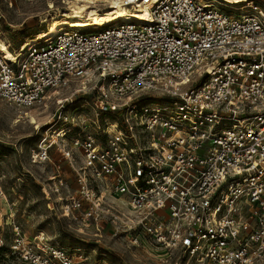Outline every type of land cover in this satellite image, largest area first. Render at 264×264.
Returning <instances> with one entry per match:
<instances>
[{
  "label": "built area",
  "instance_id": "obj_1",
  "mask_svg": "<svg viewBox=\"0 0 264 264\" xmlns=\"http://www.w3.org/2000/svg\"><path fill=\"white\" fill-rule=\"evenodd\" d=\"M12 1L0 0V39L14 54L0 45V99L46 106L71 85L92 95L58 105L38 152L49 159L55 147L75 172L66 215L97 233L108 221L114 237L181 250L191 264H264V10L255 0H119L146 6L148 19L67 27L25 49L1 30ZM23 1L43 2L46 14L70 2ZM14 230L9 246L0 233L3 263L109 264L86 246L27 245Z\"/></svg>",
  "mask_w": 264,
  "mask_h": 264
},
{
  "label": "rangeland",
  "instance_id": "obj_2",
  "mask_svg": "<svg viewBox=\"0 0 264 264\" xmlns=\"http://www.w3.org/2000/svg\"><path fill=\"white\" fill-rule=\"evenodd\" d=\"M12 2V6L2 5L9 25L2 22L1 30L17 48L40 28L45 30L47 23L41 22L43 2ZM254 5L264 10V0H255ZM253 10L244 8V12ZM77 87L61 89L40 107H18L0 99V233L10 241L17 229L27 245L41 242L66 250L86 246L92 258H104L109 264H191L181 250H169L149 240L134 246L125 233L114 237L108 221L97 233L92 225L84 228L81 215H66L65 197L76 193L75 172L55 147L49 150V159L40 160L38 152L45 138L51 139L49 126L58 105L63 101L81 104L92 98L89 93H74ZM84 111L94 117L91 110ZM27 113L35 116L38 127L30 123ZM12 263H3L0 257V264Z\"/></svg>",
  "mask_w": 264,
  "mask_h": 264
},
{
  "label": "bare ground",
  "instance_id": "obj_3",
  "mask_svg": "<svg viewBox=\"0 0 264 264\" xmlns=\"http://www.w3.org/2000/svg\"><path fill=\"white\" fill-rule=\"evenodd\" d=\"M244 1L246 0H231L230 2L238 3ZM106 2H111L112 5L107 6ZM146 8V6L140 5L139 8L132 10L119 0H70L66 10H55L51 14L41 13V22L47 23L46 29L40 28L35 36L28 37L24 41L25 45L23 48L25 49L35 40L59 34L65 29V26H72L71 28H87L92 25L104 27L126 17L148 19ZM0 45L2 50L6 52L7 57L12 58L14 56L3 39H0ZM26 117H29L30 123L36 124V127H38L35 116L27 113ZM56 139L55 137L53 142Z\"/></svg>",
  "mask_w": 264,
  "mask_h": 264
},
{
  "label": "flooded vegetation",
  "instance_id": "obj_4",
  "mask_svg": "<svg viewBox=\"0 0 264 264\" xmlns=\"http://www.w3.org/2000/svg\"><path fill=\"white\" fill-rule=\"evenodd\" d=\"M11 238V239H10ZM9 239H10V241L7 239V245L9 246V245H11V242L13 241V237L11 236H9ZM9 248V247H8ZM87 250H88V247L86 248Z\"/></svg>",
  "mask_w": 264,
  "mask_h": 264
}]
</instances>
